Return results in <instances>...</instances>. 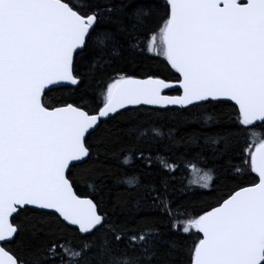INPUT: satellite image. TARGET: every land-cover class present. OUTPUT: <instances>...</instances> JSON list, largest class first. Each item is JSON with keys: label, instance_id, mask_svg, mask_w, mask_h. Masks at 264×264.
<instances>
[{"label": "snow or ice", "instance_id": "6c2138e0", "mask_svg": "<svg viewBox=\"0 0 264 264\" xmlns=\"http://www.w3.org/2000/svg\"><path fill=\"white\" fill-rule=\"evenodd\" d=\"M0 264H264V0H0Z\"/></svg>", "mask_w": 264, "mask_h": 264}, {"label": "trees", "instance_id": "16d2710c", "mask_svg": "<svg viewBox=\"0 0 264 264\" xmlns=\"http://www.w3.org/2000/svg\"><path fill=\"white\" fill-rule=\"evenodd\" d=\"M175 94H177V93H175ZM215 111H218V112H221V113L227 115V114H229L231 112V108L230 107H223V108H220V109H216ZM197 127H198V125L192 124L186 129V131H191L193 128H197ZM193 163H195V161H193ZM195 176H196V173H190L187 170H185L184 173H183V178L185 180H187L189 178H193Z\"/></svg>", "mask_w": 264, "mask_h": 264}, {"label": "water", "instance_id": "95a60500", "mask_svg": "<svg viewBox=\"0 0 264 264\" xmlns=\"http://www.w3.org/2000/svg\"><path fill=\"white\" fill-rule=\"evenodd\" d=\"M172 94H175V93H172Z\"/></svg>", "mask_w": 264, "mask_h": 264}]
</instances>
